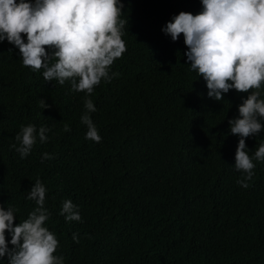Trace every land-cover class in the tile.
<instances>
[{
    "label": "trees",
    "instance_id": "16d2710c",
    "mask_svg": "<svg viewBox=\"0 0 264 264\" xmlns=\"http://www.w3.org/2000/svg\"><path fill=\"white\" fill-rule=\"evenodd\" d=\"M119 2L127 51L91 96L70 81H45L43 69L25 67L19 50L0 42V207L16 210L14 226L25 220L37 207L28 192L40 180L45 226L63 264H264V161L254 160L253 178L241 187L239 136L228 124L250 93L208 98L183 35L173 42L161 31L182 11L198 14L200 0ZM86 98L100 143L85 138ZM29 124L49 129L48 139L37 137L21 158L13 145ZM245 143L254 156L264 130ZM65 200L79 221L60 214Z\"/></svg>",
    "mask_w": 264,
    "mask_h": 264
},
{
    "label": "clouds",
    "instance_id": "9594fccd",
    "mask_svg": "<svg viewBox=\"0 0 264 264\" xmlns=\"http://www.w3.org/2000/svg\"><path fill=\"white\" fill-rule=\"evenodd\" d=\"M202 10L193 15L180 12L161 31L173 42L181 35L190 69L206 82L207 96L221 101L230 90L250 93L238 106L239 118L228 121L230 133L239 136L234 167L244 175L237 183L247 188L253 178L255 161H264V143L249 154L245 140L264 130V0H200ZM119 0H0V42L7 40L19 50L25 67L43 69L45 81L60 85L71 82L76 92L91 96L101 81H110L109 70L127 51L122 39L127 19L121 17ZM26 38V39H25ZM47 49H53L51 55ZM54 61V62H52ZM112 73V76H116ZM45 109L48 105L41 100ZM81 122L87 126L86 139L100 143L101 137L89 113L93 101L86 98ZM49 129L23 126L13 145L21 158L29 155L37 141H47ZM65 131H68L65 128ZM45 153L42 159H52ZM37 207L15 224V209L0 207V258L8 264H63L55 255L56 235L45 223L46 188L37 180L27 195ZM61 215L66 221L81 219L77 207L65 200ZM10 235V241L6 239ZM73 240L78 242L77 235ZM9 244L11 248H9Z\"/></svg>",
    "mask_w": 264,
    "mask_h": 264
}]
</instances>
